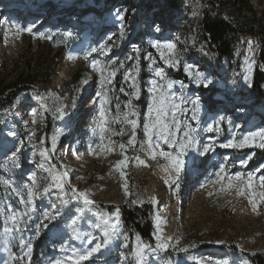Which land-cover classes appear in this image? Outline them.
I'll return each instance as SVG.
<instances>
[{
  "label": "rangeland",
  "instance_id": "rangeland-1",
  "mask_svg": "<svg viewBox=\"0 0 264 264\" xmlns=\"http://www.w3.org/2000/svg\"><path fill=\"white\" fill-rule=\"evenodd\" d=\"M150 1L0 0V85L17 88L16 92L20 93L23 89L22 81L33 79L34 76L38 78L34 88L20 93L15 110L7 112L0 108V240L4 238V228H10L12 221H16L15 225L21 229L14 233L15 241L10 245L7 259L1 254L0 242V264H25L21 257L28 251V242H31L32 249L31 264H48L54 258L74 256L66 251L70 247L80 245L77 237L84 231L95 230L94 239H100L104 232L103 221L106 220L108 206L119 208L121 215V207L125 204L124 194L121 178L114 165L122 156L117 139L129 137L130 129L126 124L112 122V129L119 132L123 127L126 134L117 136L108 133L104 141L100 140V98L96 97L100 90L99 72L92 67L93 60L105 64L110 62L109 58L116 60L118 65L123 62V67L115 78L116 87L109 93V117L116 115L117 102L121 105V111H126L127 101L137 100L128 95L132 91L128 84H124V93L119 91L126 69L134 71L139 67L137 83L141 88V96L146 93V109L149 98L147 88L153 79L160 80L154 70L163 68L169 78L190 85L183 90H175L177 95L183 91L192 99L196 96L202 98L198 139L200 144L208 143L209 138L215 141L214 151L207 155H195L192 159L187 157L188 162L180 180L178 195L173 188L162 185V181L159 183L157 192L161 194L162 200L158 203L153 202L156 200L148 193L147 186L153 174H159L158 168L165 161L160 158V162L153 165L152 173L147 172L135 159L136 156L145 158L146 150L139 147V152L131 164L134 178L131 207L141 208L143 214L152 208L154 233L157 231L156 215L160 211L166 215L169 212L168 207H171V217L165 219L163 225L172 230L173 239L169 243L175 246L169 247L167 253L162 250L153 253L148 249L149 258L146 264H189L192 259H195L197 264H219L225 259L230 264H250L249 256L264 252V202H258L257 210L254 211L247 194L240 196L235 189L221 191V184L216 183L220 168L223 167L229 176L236 172L245 176L252 174L255 177V190L258 193L264 191L259 180V177L264 175V149L248 147L236 150L220 147L233 137L240 139L261 121L259 130L264 129V104H258L260 98L254 91V78L249 84L245 82L243 62V57H249L254 50H258L254 77L256 70L264 74V65L260 58L261 47L258 48V44L252 40L251 44L244 41L249 34L244 35L234 63L230 64L231 58H226L225 65L217 70L203 62L199 32L205 12L216 14L217 9L224 10L223 7L212 4L204 7V0H179V10L174 9L171 13L162 9L161 3L151 6ZM231 1H236L237 8L241 7L243 14L252 18L250 11L240 3L241 0ZM244 1L251 3L257 17L261 18L253 20L250 25L254 26L258 22L264 25V0ZM123 7L129 8L130 11L125 14L124 21L119 22L116 13L123 10ZM238 9L234 11L236 16L242 15ZM154 11L159 12L161 23H154L156 20L151 16ZM121 23L125 33L123 40L119 39ZM17 25L30 27L32 31H21ZM155 26H159V34L154 30ZM41 33L44 35L41 36ZM150 33L152 36L146 35ZM154 37L160 41L170 38L177 44V51L180 53L178 67L171 68L164 62L161 51L151 43V38ZM85 39L88 41L85 42ZM80 44L82 51L71 58L69 52ZM102 44L112 46V53L106 56L95 52L88 59L84 58L86 52L99 48ZM137 48L139 52L136 51ZM149 53L155 64L147 58ZM186 64L196 65L201 71L210 73L215 83L204 88L172 76V73L180 68L183 74L187 75L184 71ZM79 70L83 73L79 80L75 81ZM235 77L239 78V86L231 88L230 83ZM221 79L224 85H220ZM214 88H222L225 91L222 94L215 92L210 99L207 91ZM201 89H206L207 94L201 95ZM262 89L264 90V82ZM55 99L59 102L57 107L54 106ZM210 100H215L216 103L210 106ZM201 101L207 106L205 115V107ZM136 106L139 108L137 103ZM59 107H63L65 113L60 119L56 116V108ZM191 107V104L187 105L189 111L183 115L178 113V116L181 119L190 118ZM213 116L215 119L225 117L220 125L221 130L206 131L207 125L215 120H211ZM13 120L15 129L10 125ZM192 123L197 126L196 121ZM70 125L72 127L68 129ZM137 131L143 139L142 130ZM256 131L258 130L252 132ZM75 132L78 135L73 138ZM5 135L13 137L8 146L5 140L1 139ZM18 147L20 167H14L10 156ZM44 148L48 149L47 157L41 155ZM252 153H255L252 159L246 165H241L239 161ZM190 154L191 152L188 155ZM76 167L79 170L74 172ZM49 169L57 173L67 171V185L75 186L81 191L88 190L90 198L96 202L95 205H84L82 201L75 200L71 190L65 189V194L52 188L47 196L35 200V206L42 212L38 219V211L31 212L32 206L25 203L29 199L27 188L33 175L39 185L38 191L47 187L51 183ZM5 181H9L11 186L5 184ZM13 188L19 189L20 194L16 195ZM56 210H59L61 215L55 220L49 222L43 219L44 211L54 213ZM26 212H31V219L24 215ZM73 218L77 219L76 224H72ZM45 224L47 227H44ZM97 224L101 227L97 228ZM59 231L61 235L56 236ZM137 235L142 237L136 233L130 245L127 241L120 242L115 245L111 254L101 251L87 260L91 262L83 261L81 264H136ZM153 238L155 244L152 248H155L157 241L154 234ZM235 242L237 249L233 247ZM184 247H188L187 252L177 250ZM175 252L182 253L176 255Z\"/></svg>",
  "mask_w": 264,
  "mask_h": 264
},
{
  "label": "snow or ice",
  "instance_id": "snow-or-ice-1",
  "mask_svg": "<svg viewBox=\"0 0 264 264\" xmlns=\"http://www.w3.org/2000/svg\"><path fill=\"white\" fill-rule=\"evenodd\" d=\"M127 10H119L116 13L117 19L121 22L124 21L125 14ZM121 31L119 34V39L123 40L125 38L124 33V25L121 23L120 25ZM17 28L21 31L31 32L32 29L30 27L24 28L22 26L17 25ZM156 32L160 31L159 26H155L154 29ZM41 36L44 34L41 33ZM68 35H72L68 33ZM50 38V37H49ZM111 39V37H109ZM249 44L252 42L249 41ZM153 47L157 50L161 51V57L164 59V62L169 65L171 68H176L180 65V53L177 51V44L174 41H160L157 40L154 42ZM139 52V49H136ZM100 52L104 55H108L112 53V46L100 45L99 48H92L90 51L85 53L84 58L88 59L92 55V53ZM149 60H152L151 53L148 54L147 57ZM109 63L101 64L100 61L93 60L92 67L99 72V88L100 90L96 93V97H99V121H98V129L100 140L104 141L106 138V134L111 133L112 135L123 136L125 135V129L122 127L119 132H116L114 129L110 127L112 122H116L119 124H126L130 129V135L126 143H120L119 148L123 151L128 148H132L135 150V146L137 144L140 145L142 149H145L148 154L151 156L153 160L158 157L163 159L165 163L162 165L163 171L165 173V183L168 184L169 188H173L177 195L179 194L180 188V180L182 174L184 173L187 166L186 157L188 154L197 153L199 155H207L209 152L214 151L215 141L209 140L206 144H200L198 139V125H199V113L201 111L200 105V97L196 96L195 99L187 96L183 91L179 95L173 91L174 86L179 83L181 89H185L189 87V84H185L184 81H176L169 78L163 68H156L155 75L160 78L159 81L152 80L150 82L149 87L147 88V92L149 94L148 103L146 105V109L143 112V118H141L140 109L133 104L132 100H128L125 107L126 111H121V105L119 102L116 103V115L109 117L108 112L110 111L108 105L110 104L109 93L112 92L115 85V78L120 68L123 67V62L117 64L116 60H112L111 58ZM128 59H133V57H128ZM256 63L253 58L250 60V65H254ZM152 64H155V60H152ZM152 68V65H149V69ZM184 71L187 73L188 77L191 80V83L197 85L198 87L202 86L204 88H208L210 85H213L215 81L211 77V74L205 71H201L198 66L193 64H186L184 67ZM249 72L252 71L251 66L248 69ZM140 69L136 67L135 70L126 69L123 75V84L119 87V91L121 93L125 92L124 84H128L132 89L128 95L134 97L139 100L141 96V88L137 83V78L139 76ZM247 80L248 77L246 76ZM251 86V85H249ZM191 104V116L190 118L181 119L178 116V113L183 115L189 111L187 105ZM56 112L59 113L60 117H63L64 108L59 107L56 108ZM35 110H33V115H35ZM225 117L220 116L218 119L213 120L207 125L206 131L214 132L219 131L221 123L224 121ZM192 121H196V125L194 126ZM231 124V121H228ZM138 129H141L143 132V139L138 140ZM11 135H15V133H11ZM259 140V143H257ZM43 143V142H42ZM22 146V145H21ZM55 146V137H53V148ZM146 146V147H145ZM220 147L227 149H236L241 150L248 147H258L260 149H264V129L256 131V132H248L244 134L240 139H236L233 137L229 139L226 143L220 145ZM167 149V150H166ZM110 150V149H109ZM20 148L18 147L15 152L11 153L10 159L12 160L14 167H20L19 164V156L18 152ZM41 155L47 157L48 149L44 148L41 151ZM255 153L247 156L245 159H241L239 162L241 165H246L249 160L252 159ZM135 159L140 163L144 164L145 161L141 160L139 156H136ZM129 157L127 155L124 156L123 159L117 160L114 167L118 170L123 169L127 166ZM264 167V166H262ZM121 175H124L123 171H121ZM49 176L51 178V183L44 187L42 191H38L39 187L36 177L33 175L31 177V184L27 188V196L28 200L25 202L26 204H30L31 212L36 211L35 208V200L37 198H42L47 196L52 188L59 189L62 193H65V186L69 184L68 181V173L64 172H54L52 169H49ZM255 177L252 174H247L246 176L240 172H236L234 175L229 176L225 169L220 168V174L217 176L216 183L221 184V191L225 189H235L237 194L240 196L248 195L249 201L252 205V209L255 211L258 207V202H264V191L257 192L255 190L256 185L254 183ZM261 181L260 187L264 188V175L259 177ZM5 184H9V181H5ZM11 186V185H10ZM70 190L72 193V198L77 201H82L84 205H95V201L90 198V193L88 190H79L75 186H70ZM125 194L128 195V185L125 183L124 185ZM13 191L16 195H19V189L13 188ZM66 194V193H65ZM212 195V193H209ZM151 200V198H150ZM138 201H133L136 203ZM158 203V201H153ZM31 212L24 213L25 216H28L31 219ZM61 213L59 210H56L54 213H50L49 211L43 212V219L45 221H53ZM14 219H20L19 217H14ZM77 219H72V224H76ZM104 232H103V240L102 242H96L94 246L88 248L87 250L76 252L74 256H69L67 258H54L48 262V264H81L83 261H87L91 259L95 254L101 253L103 249H107L111 241L119 236L117 232V226L119 224V208L116 209V221L110 222V220H104ZM159 217H157V231L153 233L156 237L157 244L155 248H152L151 245L145 244L141 241L139 235H137V248L135 251L136 264H146L145 255L146 249H150L153 253L158 250H162L167 252L169 247H175L171 245L169 242L172 241L173 237L168 236L164 237L160 233L162 229L159 227ZM44 227H47L45 224ZM97 228H100L101 225L97 224ZM13 231H21L20 228L13 226V228H4V232L10 233ZM39 235V232H37ZM127 240V236L124 237ZM92 240L89 239L88 243L91 244ZM177 245L179 241L177 240ZM218 243H223L222 241H218ZM191 247H195V245H190ZM28 251L21 257L22 260H25V264H31V242L27 243ZM178 251L187 252L188 247L178 248ZM219 264H230L228 260H222Z\"/></svg>",
  "mask_w": 264,
  "mask_h": 264
},
{
  "label": "trees",
  "instance_id": "trees-1",
  "mask_svg": "<svg viewBox=\"0 0 264 264\" xmlns=\"http://www.w3.org/2000/svg\"><path fill=\"white\" fill-rule=\"evenodd\" d=\"M96 2H100L101 0H95ZM158 3L162 4V9H167L169 12H173L174 9L179 10V0H151L150 5L154 6ZM221 4L229 10L228 14H220V13H210L205 12L202 24L200 26V43L199 47L203 50L204 59L203 62L206 65H212L217 70L221 69L226 62V58H231L233 55V51L235 48L236 37L234 33L239 30L241 32H254V34H261V52L260 58L261 63L264 65V25L261 22L251 26L250 23L253 20H260L256 15V10L253 5L247 1L241 0L240 3H243V6L246 7L247 10L250 11L252 18L248 17L246 14H243L241 7L237 8V2L231 0H204L203 5L206 7L207 4ZM242 7V8H245ZM238 9L240 11V16L234 15V11ZM160 11V10H159ZM159 12H152L151 16L156 21L154 23H161L160 18L158 16ZM264 14V13H263ZM151 35L150 34H146ZM234 62L231 61L230 64ZM228 66V65H227ZM83 71L79 70L75 76V81H78ZM172 76L180 78L185 81H189L188 77L183 74L182 68H180L177 72H173ZM38 82V78L34 76L33 79L22 81L23 89L22 91H28L31 88H34L36 83ZM264 82V74L256 70V75L254 77L253 87L254 91L258 93L260 101L258 104H264V90L262 89V84ZM17 88H13L11 86H2L0 85V108L5 109L7 112H11L16 109L17 104L19 102L20 93L16 92ZM219 89H210L206 90L208 94L204 90L201 91V95L207 94V96L211 97L213 94ZM145 97L146 93H144L139 100H132L133 104L136 103L139 105V109L142 114L145 110ZM206 99V98H205ZM54 106L57 107L58 100L55 99ZM215 100H210L208 104L213 106L215 104ZM208 105V106H209ZM58 119H60L59 113L56 115ZM52 134V133H51ZM51 134L49 135V140L51 139ZM129 137L127 138H119L117 141L120 143H126ZM138 140H142L141 133L138 132L137 136ZM140 145L137 144L135 146V150L132 148H128L122 151V156L120 159H123L125 155L129 157L127 166L123 169H116L120 178H121V188L124 194V205L121 207L122 221L124 226L125 236H127L128 245L131 244V239L136 235V233L140 234L143 240L149 245L153 246L155 244V240L153 238L154 229L152 227L153 223V211L152 208L148 210L146 214L142 213L141 208L131 207L132 202V194L134 190V178L132 175L131 164L135 157V155L139 152ZM264 155V153H263ZM119 159V160H120ZM121 171H123L124 175H121ZM127 183L128 185V195L125 194L124 185ZM65 189L70 190L68 185L65 186ZM111 212L116 211V207H109ZM234 249H237L236 242L233 245ZM130 255V250L127 251ZM182 252H175L176 255H180ZM250 264H264V252L254 253L252 256H249Z\"/></svg>",
  "mask_w": 264,
  "mask_h": 264
},
{
  "label": "bare ground",
  "instance_id": "bare-ground-1",
  "mask_svg": "<svg viewBox=\"0 0 264 264\" xmlns=\"http://www.w3.org/2000/svg\"><path fill=\"white\" fill-rule=\"evenodd\" d=\"M127 13H128V11H127ZM243 33H244V35L249 34L246 38H244V41H248L249 42V41L252 40L253 43L258 44V48H260V42H261V36H262L261 34H258V35L252 34L251 35L250 34L251 32H243ZM168 40H170V38H164V39H162V42L163 41H168ZM87 41H88V39H85V42H87ZM155 41H157V39L155 37L154 38H151V42L152 43H154ZM80 46H81V44L78 45V46H74L73 47V50H71L69 52V56L71 58L77 56L79 54V52L82 51V49H80ZM253 55H254V59L256 61L257 60L256 57L258 56V50L257 51L254 50L253 53H252V55L251 56L249 55V57H243V62H244V66H245V76L244 77H246V76L248 77L247 80L246 79H244V80L248 84L251 83V80L254 78L255 66L257 65V62L254 65H250V60L253 58ZM250 66L252 68V71L251 72L248 71V69H249ZM237 76H238V74H237ZM176 81H178V80H176ZM219 82H220V85H224L223 82H222V79ZM238 86H239V78H236L235 77V78L232 79V82L230 83V87L231 88H236ZM177 89H181L179 83H177L174 86L173 91H175ZM79 113L81 114V112H79ZM213 119H215V116H213L211 120H213ZM261 123H262V121L259 122V125L255 126V127H252L251 130L253 131V130L256 129V130L259 131V126L261 125ZM71 127H72L71 125L68 126V129H71ZM77 135H78L77 132H75V135H74L73 138H75ZM209 140H210V138H209ZM211 140H214V139L211 138ZM195 155L198 156L199 154H197V153H191L187 157L189 159H192V158H194ZM187 157H186V159H187ZM140 159L141 160H144L145 163L144 164H140L138 161H137V163L139 165H141L144 170H146L147 172H150V173H152L151 170H153V168H154L153 165H156L158 162H160V158L159 157L157 159L153 160L151 158V156L148 154L147 151H146V154H145V158H140ZM162 165L163 164H161L159 166V168H158L159 174L156 176L155 173H154L153 176H152V179L148 182V186H147L148 193L152 196V198L154 200L160 201V202L162 200L160 198L161 194L159 192H157V188H158L159 183L162 181L163 182L162 185H165V186L169 187L168 184L165 183V173L163 171ZM77 170H79L78 167L75 168L74 172H77ZM80 171H83V170L80 169ZM35 208L38 211L37 212V218L39 219L42 216L41 209L38 206H35ZM168 210H169V212H167L166 215L163 214V211H160V213H158V217H159V220H160L159 227H160V229H162V232L160 234L162 236H164V237H168V236H171L172 237V234H173L172 230H170V228L167 225H163V222L165 221V219H169L171 217L172 208L171 207H168ZM156 221H157V219H156ZM110 222H115V220L113 219V221H110ZM11 224H12L11 226L17 227L15 225L16 224V221H12ZM11 226H10V228H11ZM117 232H118V228H117ZM14 233H15V231L10 232V233H7V234L5 233L3 235L4 241H2L1 254L2 255L3 254L5 255V259H7V257L10 254V251H9L10 250V243L15 238V234ZM87 233H88V231H84L83 233H81V235L79 237H77L78 240H82V241L85 240V242H86V243L84 242L85 244L84 243L83 244H80L78 247H70V248H68V250L66 251V253H73L74 254L76 252H81V251L87 250L88 248L94 246V244L96 242H98V241L99 242H102V240L104 238L103 237V233H102L100 239H97V240L91 239V237H89L87 235ZM88 238L92 240L91 244L88 243V240H89ZM118 240H119V236L111 241V243L109 244V246H108L107 249H103L102 251L112 250L115 247V245H116V243H117Z\"/></svg>",
  "mask_w": 264,
  "mask_h": 264
},
{
  "label": "built area",
  "instance_id": "built-area-1",
  "mask_svg": "<svg viewBox=\"0 0 264 264\" xmlns=\"http://www.w3.org/2000/svg\"><path fill=\"white\" fill-rule=\"evenodd\" d=\"M209 4H212V3H209ZM208 5V4H207ZM212 5H216L217 7L219 6H222L224 10H219V8L217 9V13H220V14H228L229 13V10L224 7L223 5H218L217 4H212ZM205 7V6H204ZM207 7V6H206ZM204 18V17H203ZM203 21V20H202ZM234 36L236 37V42H235V48H234V51H233V55L231 57V61H234V59L236 58L235 55H237V52L239 51V48L241 47V41L243 40V36H244V33L237 30L235 33H234ZM242 38V40H241Z\"/></svg>",
  "mask_w": 264,
  "mask_h": 264
}]
</instances>
